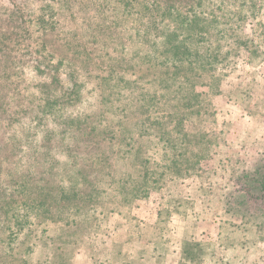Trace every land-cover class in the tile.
I'll list each match as a JSON object with an SVG mask.
<instances>
[{
    "label": "trees",
    "instance_id": "16d2710c",
    "mask_svg": "<svg viewBox=\"0 0 264 264\" xmlns=\"http://www.w3.org/2000/svg\"><path fill=\"white\" fill-rule=\"evenodd\" d=\"M100 1L92 8L80 7L82 25L93 30V39L83 43L67 37L62 42L64 55L55 56L46 40L57 29L53 18L58 9L51 5L41 8L35 19L36 38L24 25L18 26L21 31L0 35V230L8 232L1 240L7 247L3 256L0 253V264H17L16 257L6 253L21 230L30 229L38 220L58 221L56 214L63 206L77 214L76 203L66 204L70 199L80 200V212L89 205L87 212L97 218L105 208L107 189L97 187L96 180L104 178L108 184L111 165L124 161L135 149L138 152L133 156L141 172L152 162L145 159L150 150L161 143L171 146L169 155L155 161L162 165L159 178L144 175L137 184L132 182L135 175L122 177L125 191L128 185L132 191L140 189L131 195H146L150 180L152 189L157 186L152 191L161 193L169 178H192V166H198L195 160L202 153H191L188 161L190 150H179L174 141L189 137L185 145H193L187 126L207 123L203 110L211 97L220 95L228 74L221 71L235 63H230L231 55L238 59L248 53L246 62H251L264 51V0ZM13 10L8 18L15 16L23 24L25 11ZM251 19L256 22L249 35L242 31L237 35L240 23ZM100 63L104 73L93 86L99 93V111L78 117L68 109L84 96L86 83L80 81V73ZM129 74L134 79H128ZM204 77L207 82L200 81ZM115 133L121 140H115ZM178 133L177 139H169ZM199 138L197 142L203 144L205 136ZM80 147V184L66 189L64 181H70L60 175L54 179L62 182L52 184L55 180L50 181L53 177L43 171L44 163L51 174L52 155L65 154L73 162L71 151ZM117 152H122L121 157L115 156ZM258 171L245 177L249 195L264 191V167ZM42 181L44 187L39 185ZM176 201L172 198L171 204ZM220 261L228 262L226 258ZM201 262L202 257L189 264Z\"/></svg>",
    "mask_w": 264,
    "mask_h": 264
},
{
    "label": "rangeland",
    "instance_id": "374dc122",
    "mask_svg": "<svg viewBox=\"0 0 264 264\" xmlns=\"http://www.w3.org/2000/svg\"><path fill=\"white\" fill-rule=\"evenodd\" d=\"M60 1L0 0V35L6 31H21L18 26L24 25L36 38L35 19L41 8L51 5L58 9L53 18L57 29L51 31L46 40H49L55 56L67 53L62 43L67 37L90 43L93 30L89 32L82 25L80 7L92 8L101 1ZM17 8L25 11V24L15 16L11 20L8 18L10 11ZM255 22L254 19L241 22L235 33L240 35L242 31L243 35H249ZM103 38L109 40L110 37ZM114 55L111 49V56ZM247 55L238 58L240 63L231 55L230 63L236 64L232 63L230 68L221 71L228 74L222 82L220 95L211 97L203 110L207 123L192 122L187 126V132L194 136L193 145H185L189 137L185 141H174L173 145H177L179 150L182 147L190 150L185 157L188 161L191 153H202L195 160L198 166H192V178H169L161 193L152 191L157 186L152 189L150 180L146 189L150 187L151 190L146 195H131L140 189L132 191L134 188L128 185V191H125L126 179L122 177L135 175L132 182L137 184L143 182L144 175L149 179L159 178L162 165L155 161L169 155L166 152L171 146L161 143L159 148L150 150L145 159L152 162L141 172L136 162L138 158L133 156L138 152L135 149L124 161L111 165L108 184L104 178L96 180L97 187L107 189L105 208L97 218L87 212L89 205L80 212V200L72 202L70 199L66 204L76 203L79 206L77 214L72 207L63 206L56 214L60 217L58 221H36V225L18 233V239L6 256L13 254L17 264H189L198 262L200 257L204 259L200 264H221L220 260L225 258L227 264H264V191H254L249 195L245 178L264 167V51L261 50L251 62H246ZM100 67L101 63L86 74L80 73V81L86 83L82 90L84 96L68 109L78 117L99 111V93L93 91V86L104 73ZM128 79L134 77L129 74ZM205 79L200 81L207 82ZM198 90L207 92L205 88ZM178 135L169 139L173 140ZM199 135L205 136L203 144L197 142L201 140ZM115 137L116 141L121 140L118 133ZM81 150L80 147L71 151L74 153L73 162L65 154L52 155L54 170L51 174L48 163L43 167L47 176L53 177L50 181L59 175L60 178L66 176L70 182L64 181L65 188L69 190L80 184L78 151ZM122 152L115 156L121 157ZM196 167L200 169L195 170ZM139 175L141 178L138 179ZM54 180V185L62 182ZM39 185L44 187L46 183L42 181ZM51 192L55 195V191ZM172 198L179 201L171 204ZM0 231V253L3 256L7 245L4 246L1 240L7 238L8 232ZM158 241L167 244L165 253L170 255L156 261L149 255L156 251L155 243ZM184 241L187 242L183 244Z\"/></svg>",
    "mask_w": 264,
    "mask_h": 264
},
{
    "label": "crops",
    "instance_id": "0c3cea01",
    "mask_svg": "<svg viewBox=\"0 0 264 264\" xmlns=\"http://www.w3.org/2000/svg\"><path fill=\"white\" fill-rule=\"evenodd\" d=\"M185 242H187V241H184L183 244H185ZM189 242H191V241H189ZM196 243H198V242H196ZM155 245H157L156 251L152 255H149L150 257H154L157 261L158 259H161V257L163 258L165 255H170L169 252L167 254L165 253L166 250L168 251V249H166V246H167L166 243L158 241L157 243H155ZM161 250H163V252H161ZM182 254H183V250H182ZM141 262H143V261H141Z\"/></svg>",
    "mask_w": 264,
    "mask_h": 264
}]
</instances>
